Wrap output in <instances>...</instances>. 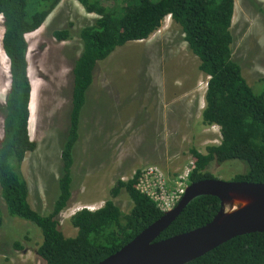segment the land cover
I'll return each mask as SVG.
<instances>
[{"label":"rangeland","instance_id":"obj_1","mask_svg":"<svg viewBox=\"0 0 264 264\" xmlns=\"http://www.w3.org/2000/svg\"><path fill=\"white\" fill-rule=\"evenodd\" d=\"M98 18L77 0H62L43 27L28 35V78L31 82L30 137L37 144L28 153L21 172L29 186V202L42 215L52 210L58 192L61 149L72 95V69L83 50L80 32ZM0 16V103L10 88V63L3 50ZM68 31L58 41L54 33ZM233 60L257 94L264 93V0H235L232 22ZM190 51L180 27L167 17L148 39L118 47L100 62L88 93L75 148L72 199L59 217L63 234L75 237L71 218L83 209L95 211L112 199L124 214L132 202L125 192L110 190L117 179L128 181L137 170L153 169L169 192L190 185L195 159L191 150L206 154L221 143L220 128L203 121L209 78ZM4 112H0V141ZM240 161L213 163L214 179L234 181L247 171ZM3 226L0 228V264H44L37 255L43 241L34 224L11 217L0 189ZM16 243L22 249L16 248Z\"/></svg>","mask_w":264,"mask_h":264},{"label":"trees","instance_id":"obj_2","mask_svg":"<svg viewBox=\"0 0 264 264\" xmlns=\"http://www.w3.org/2000/svg\"><path fill=\"white\" fill-rule=\"evenodd\" d=\"M62 0H0L3 17V50L10 63V88L0 112H4L0 141V189L8 214L30 222L41 231L43 241L37 255L44 264H99L131 242L164 212L137 189L141 170L128 181L117 179L111 198L125 192L132 202L124 214L112 199L95 211L83 209L71 218L77 230L66 237L59 227L61 213L72 199L75 148L88 93L100 62L118 47L148 39L167 17L177 24L190 51L199 59L206 75L207 91L203 121L220 128L221 143L206 154L191 150L195 159L190 183L212 179L213 164L240 161L247 171L234 181L264 183V93L257 94L233 60L232 22L235 0H77L87 13L98 18L80 32L83 50L73 69L68 124L61 149L58 192L52 210L42 215L29 202V186L21 172L25 157L37 144L30 137L32 88L28 78L27 36L39 31ZM58 41L69 39L68 31L54 33ZM264 85V79L260 80ZM77 146V147H76ZM221 202L213 196L192 200L157 241L183 234L211 222ZM0 207V228L3 226ZM16 248L22 249L19 243ZM187 264H264V233L233 238Z\"/></svg>","mask_w":264,"mask_h":264},{"label":"water","instance_id":"obj_3","mask_svg":"<svg viewBox=\"0 0 264 264\" xmlns=\"http://www.w3.org/2000/svg\"><path fill=\"white\" fill-rule=\"evenodd\" d=\"M232 194L247 196L253 202L226 214L224 203ZM200 196L219 198V214L202 227L157 241L186 206ZM257 232L264 233V183L205 179L190 183L171 211L99 264H187L233 238Z\"/></svg>","mask_w":264,"mask_h":264},{"label":"built area","instance_id":"obj_4","mask_svg":"<svg viewBox=\"0 0 264 264\" xmlns=\"http://www.w3.org/2000/svg\"><path fill=\"white\" fill-rule=\"evenodd\" d=\"M137 189L154 200L164 214L176 206L186 190L185 188L170 193L161 179V173L159 171L155 172L153 169L141 172Z\"/></svg>","mask_w":264,"mask_h":264},{"label":"bare ground","instance_id":"obj_5","mask_svg":"<svg viewBox=\"0 0 264 264\" xmlns=\"http://www.w3.org/2000/svg\"><path fill=\"white\" fill-rule=\"evenodd\" d=\"M30 110H32L31 105ZM231 196V199L224 203V211L226 214L234 213L253 202L251 198L241 194H232Z\"/></svg>","mask_w":264,"mask_h":264},{"label":"crops","instance_id":"obj_6","mask_svg":"<svg viewBox=\"0 0 264 264\" xmlns=\"http://www.w3.org/2000/svg\"><path fill=\"white\" fill-rule=\"evenodd\" d=\"M53 13H54V12H53ZM53 13H52V14H53ZM52 14H51V15H52ZM51 15H50V16H51Z\"/></svg>","mask_w":264,"mask_h":264}]
</instances>
